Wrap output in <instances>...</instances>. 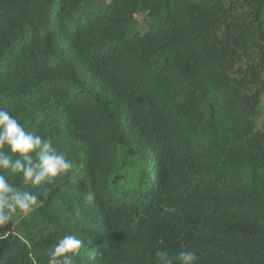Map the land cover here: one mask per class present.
Listing matches in <instances>:
<instances>
[{
	"label": "trees",
	"instance_id": "trees-1",
	"mask_svg": "<svg viewBox=\"0 0 264 264\" xmlns=\"http://www.w3.org/2000/svg\"><path fill=\"white\" fill-rule=\"evenodd\" d=\"M92 2L0 0V108L73 164L0 227V264L67 234L74 264H264V0Z\"/></svg>",
	"mask_w": 264,
	"mask_h": 264
},
{
	"label": "clouds",
	"instance_id": "clouds-1",
	"mask_svg": "<svg viewBox=\"0 0 264 264\" xmlns=\"http://www.w3.org/2000/svg\"><path fill=\"white\" fill-rule=\"evenodd\" d=\"M5 146L8 151L6 152ZM73 164L58 151L50 139L25 130L9 111L0 108V227L17 214L27 215L37 206L43 185L67 174ZM7 173L20 174L25 183L39 186V193L20 190L9 182ZM83 241L74 234L64 235L48 253V264H74ZM158 264H197L194 251L180 250L174 256L157 252Z\"/></svg>",
	"mask_w": 264,
	"mask_h": 264
},
{
	"label": "rangeland",
	"instance_id": "rangeland-1",
	"mask_svg": "<svg viewBox=\"0 0 264 264\" xmlns=\"http://www.w3.org/2000/svg\"><path fill=\"white\" fill-rule=\"evenodd\" d=\"M111 0H93L91 6H97L98 4H106L109 3ZM87 7L84 6L81 10L80 13H83L85 11ZM138 21H139V31L144 34L146 32V27L144 26V16L140 15L137 17ZM260 85L263 88L264 91V76L262 78V82L260 83ZM264 93V92H263ZM256 128L257 130H264V94L261 98V103L257 109V116H256Z\"/></svg>",
	"mask_w": 264,
	"mask_h": 264
}]
</instances>
